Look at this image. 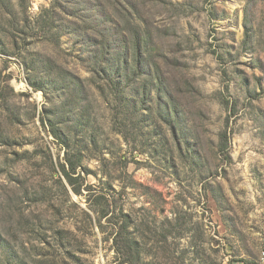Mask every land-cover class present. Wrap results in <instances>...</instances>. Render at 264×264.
Wrapping results in <instances>:
<instances>
[{
    "label": "rangeland",
    "instance_id": "1",
    "mask_svg": "<svg viewBox=\"0 0 264 264\" xmlns=\"http://www.w3.org/2000/svg\"><path fill=\"white\" fill-rule=\"evenodd\" d=\"M137 54L119 100L102 61ZM99 196L161 264L257 263L264 0H0V264H119Z\"/></svg>",
    "mask_w": 264,
    "mask_h": 264
},
{
    "label": "trees",
    "instance_id": "2",
    "mask_svg": "<svg viewBox=\"0 0 264 264\" xmlns=\"http://www.w3.org/2000/svg\"><path fill=\"white\" fill-rule=\"evenodd\" d=\"M134 45L137 49L140 48L139 38L136 40ZM109 60L110 57H108L107 59L105 57L102 61L103 64L106 65L105 71L109 74L108 77L110 81L108 80V82L113 86L115 91H118L116 93L117 95H115L116 98H118L119 100L128 101L124 92L126 90H129V88L131 87V83L138 79L139 75H136V73H134L130 79H127L126 71L130 68L131 71L139 72L141 64V54H137L134 57L135 66H131L125 63L119 57L117 59H113L111 65H109ZM121 72H123L124 75H121ZM110 76L111 78H120V81H116V79L112 80ZM49 126L50 128L48 130V133L55 140H59L64 148V159L63 162H59V172L61 176H63V178L66 180L68 185L72 186V175L75 173L76 169L79 166L81 154L78 152L74 155H71L70 142L65 133L60 131V129L56 128L53 124H50ZM226 130L227 129L225 128V130L220 134L218 149L228 159L229 137ZM73 192H75V194H79V191L73 190ZM96 200H98L97 204L99 206H102V216L106 217L110 214V217L107 218L106 222L111 227V247L115 255L119 259V264H161L150 257L151 255L148 253L150 249L147 248V243L142 239L143 235L138 234L140 222L137 224L136 221L132 219L128 214H124L123 210H119L117 215H115L116 210L109 211L110 205L108 204V198L99 196ZM168 223L170 224L171 222ZM169 226L170 228L167 229L166 232L158 233L159 239L156 240L155 244H166L167 238L168 236H170V234L176 236V234H179L177 232L182 229L177 220H175V222H173V224Z\"/></svg>",
    "mask_w": 264,
    "mask_h": 264
},
{
    "label": "built area",
    "instance_id": "3",
    "mask_svg": "<svg viewBox=\"0 0 264 264\" xmlns=\"http://www.w3.org/2000/svg\"><path fill=\"white\" fill-rule=\"evenodd\" d=\"M257 264H264V251L261 252Z\"/></svg>",
    "mask_w": 264,
    "mask_h": 264
}]
</instances>
